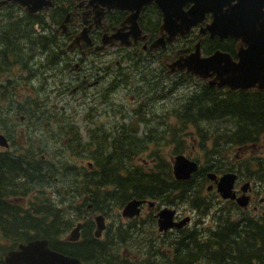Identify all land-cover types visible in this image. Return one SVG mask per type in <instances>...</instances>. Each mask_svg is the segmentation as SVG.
<instances>
[{"label":"trees","instance_id":"obj_1","mask_svg":"<svg viewBox=\"0 0 264 264\" xmlns=\"http://www.w3.org/2000/svg\"><path fill=\"white\" fill-rule=\"evenodd\" d=\"M37 40L42 39L37 36L36 43ZM37 48L42 50L39 45ZM7 55L5 70L11 66L7 61L10 54ZM183 74L190 77L189 73ZM9 83L7 80L0 86L4 88ZM181 107L180 119L195 127L190 136L200 147L205 146V163L187 180L175 179L171 165L161 157L151 169L133 166V158L143 142L120 137L115 145H107L108 150H99L95 148L96 137L90 136L84 144L87 165L93 160L99 169L83 173L59 159L42 157L32 141L27 149L19 142L17 150L1 149L0 264H5L3 256L8 250L35 238L47 239L50 248L77 257L81 264H264V215L244 211L231 200L225 202L238 213L236 218L220 214L206 228L185 226L143 235L145 228L136 227L143 222L134 218L132 237H128L126 227H118L114 237L106 232L104 237L96 238L91 231L93 223L87 219L77 241L62 237L74 225L75 216L89 205L93 211L104 213L113 201L123 205L131 198H151L166 204L187 200L192 208L206 214L211 207L201 194L206 172L229 170L230 147H235V152L239 150L240 157L238 165L230 169L239 174L245 167L250 171L248 178L264 184V150L257 147L264 143V91H224L201 84ZM182 140L176 139L175 143L181 144ZM91 146L93 150H88ZM126 161L133 167L123 164ZM59 177L65 182L64 192L46 190ZM196 180L199 184L194 189ZM54 195H59L58 199ZM130 238L134 239L131 247L127 245Z\"/></svg>","mask_w":264,"mask_h":264},{"label":"flooded vegetation","instance_id":"obj_2","mask_svg":"<svg viewBox=\"0 0 264 264\" xmlns=\"http://www.w3.org/2000/svg\"><path fill=\"white\" fill-rule=\"evenodd\" d=\"M159 1L161 0H0V72L3 73L1 76H5L4 71H9L3 68L4 61L8 56L6 52L10 54V57H13V60L9 61L11 65L16 63V58L19 61V57L22 56L25 61L23 67L26 70L31 71L33 66L39 64L46 71H50L47 74L48 81L52 80L51 86L56 90L57 95L62 96L68 92L70 96L76 95L72 99L82 105L88 101L91 110H94L92 104H99L101 106L99 116L106 114V116L111 115L112 118L119 117L121 119L119 123H116L112 118L108 121L109 127L115 131L112 135L109 129L106 131V128H100L99 123L92 119L93 116L90 113L83 115V119L87 120L86 122L89 124L85 133L87 139L90 136H95V148L99 150L102 147L108 150L109 146L107 145H115L118 137L120 140L130 142L141 141L143 144L149 142V136H152L149 126L154 136H159L162 131L155 129V123L160 122V116L145 117L143 112V120L139 122L141 127L138 129H132L131 125L124 128V121H126L124 119L127 118L131 121L128 113L133 108L129 103L139 102L135 98H144L143 101L146 103L139 104L134 110L138 111L143 106L144 111L145 107L148 109L147 104L154 108L155 101L159 103V98L168 95L170 89L167 90L168 93L163 91L164 79L171 87V93L179 88V74L189 72L185 69L170 72L169 63L176 58L191 54L197 44H199L201 56H208L216 50H220L227 53L231 60L236 62L239 60L238 53L248 48L249 39L253 37L255 45L260 35L264 34L260 25L261 22H264V0H200L202 4L200 6L203 7L202 20L198 24L192 25L185 34H176L172 41H168L167 37L170 34L161 29L164 19ZM169 2L180 3L182 11H187L196 5V0H170ZM175 3H173V7H175ZM241 3L244 4L241 5ZM168 6L171 7V3ZM32 8L36 9L31 10ZM246 10H251L247 15L248 25L245 24L243 15ZM218 14L224 17L225 22L228 21V26H222L224 31H231L235 33L234 35H220L209 30L201 32L215 20L214 15ZM176 22L179 23L180 19H176ZM37 36L39 39L41 37L44 43L42 40L40 42L37 40L36 43ZM38 45L42 50L36 52ZM37 53L42 55L41 59L44 58L41 63H38L40 59L35 55ZM24 54H26V58H24ZM31 75L32 73H29V77ZM190 77L200 79L201 84H207L209 87L214 86L224 91H264V89L255 87L248 89L218 87L210 83L214 75L203 78L190 74ZM91 88H93L92 95L89 93ZM198 88L199 86L195 87L194 91ZM122 90L123 94L115 95L117 92L121 93ZM133 91L136 95L132 94ZM124 99L130 101L126 103V106H117L120 112L115 111L116 104H122ZM150 99L152 100L149 101ZM23 117L21 115L20 120ZM69 117L73 121V116ZM51 121L50 119L47 122L48 126H52ZM71 121L62 117L55 119L53 125L67 128L68 132L73 135H80L73 128ZM77 128L79 129L78 126ZM47 130L50 132L48 128ZM4 135L9 143L8 147H3L4 149L13 151L20 147L18 143L11 141L12 133L6 132ZM26 139L27 141L24 143L19 141L24 148L31 147L28 142L32 141L36 148L43 149L38 139L29 137ZM85 143H88V140L82 144L77 142L70 146L76 149V145L82 147ZM88 165L92 166L89 163ZM241 185L242 183L234 184L236 195L242 193ZM206 187L205 190L209 191ZM257 191L249 184L245 192L249 196V203L243 210L264 215V210L258 213V205L254 204L251 207ZM142 199L146 201L140 205L138 215L125 217L121 214L122 208L120 212L113 211L114 217H111L113 229L110 226L112 232L116 233L118 227H126L125 232L132 237V222L136 219L143 223L145 220L146 223L154 224L158 230L156 214L160 208L156 209L155 200ZM149 201H152V204ZM258 202L262 203L263 198H260ZM144 203L148 209L144 212L147 216L142 219ZM92 211V207L88 206L87 209L80 212L81 214H78L75 224L81 223L79 238L82 226L87 219L93 223L91 231L94 235V216L98 213H101L105 220V227L101 235L108 227L106 226V216L102 212L92 213ZM186 216H180V213L175 209V220L179 221ZM123 218H126L125 222ZM141 226L143 225H140V228Z\"/></svg>","mask_w":264,"mask_h":264},{"label":"rangeland","instance_id":"obj_3","mask_svg":"<svg viewBox=\"0 0 264 264\" xmlns=\"http://www.w3.org/2000/svg\"><path fill=\"white\" fill-rule=\"evenodd\" d=\"M39 50L40 49L36 50V52H38ZM35 55L38 59H40L38 63L44 61V58L41 59L42 55L40 53H37ZM19 58V61L16 58V63L12 64L6 69L9 71H4L5 76H1V74L3 73L0 72V85H5L7 80L10 81L8 86H5L4 88L0 86V131L4 134H6V132L12 133L13 135L11 141H14V143L19 141L24 143L27 141L26 138L28 137L38 139L40 146H43V149L39 150L42 153V157L46 155V157L51 161H56L59 159L65 162L63 163L65 165H73L75 171H80L81 173H83L85 171L90 172L92 170L96 171V169H99L97 168V163L93 160L90 161H92L94 165H87V161H89V159L86 158L88 157V154L85 153L84 146L79 147L78 145H76L78 149H75V147L70 145H75L77 142H80L82 144L88 140L85 133L87 132L86 130L89 124L86 122L87 120L83 119L84 114L90 113V115L94 117H92V119L97 120L100 128L104 127L106 128V131H108L109 129L110 133L113 135L115 131L111 127H109L108 122L110 121L112 116H106V114H101V116H99L101 106L99 104L97 105V103L92 104L94 110H91L89 108L90 103L88 101L84 105H82L75 99H72L76 97V95L70 96L68 95V92L62 96L57 95L56 90L51 86L53 83L52 80L48 81L47 74H49L50 71H46L42 66H39V64L33 66V70L31 71H29V69L26 70L23 67V63L25 62L23 60V57L20 56ZM24 58H26V54H24ZM7 59L8 61L12 60L11 57H8ZM29 73H32L30 77ZM178 79L180 81V86L176 89L175 92L172 91V93L171 87L168 85L167 80L164 79L162 86L163 91L164 93H168V89H170V91L168 95L159 98V103L155 101L156 103H154V108L152 105L147 104V108L149 110L145 109V107L143 111V106H141L140 110L138 111L134 110L135 107L139 104L144 105L143 103H146L143 101L144 98L137 97L135 99L139 100V102L134 101L129 103V105H131L133 108L128 113L131 121L127 118L124 119L126 120L124 121V128H128L130 125L132 127L137 126V128H140L141 126L139 125L138 121L143 120L142 117L144 112L145 117L155 118L156 116H160V122L155 123V129L162 130L159 136H154L151 127L148 125L151 130L149 132L152 133V136L150 135L148 140L150 143L146 142L143 145L140 144V149L137 150L138 153L133 158V166L143 165L146 169H151L158 157H161L164 160L168 161V163L171 165L174 155L178 153H185L188 157L197 161L199 165H203L205 163V157L203 155L205 146L200 147L195 138H192L190 136V130H194V125L188 123L185 119H180L181 110L183 108L181 107V104L184 103L187 97L190 96L194 91L195 87L199 86L202 81L195 77L184 75L183 73L179 74ZM92 92L93 88L89 90V93H91V95ZM121 94H123V90L121 93L117 92L115 95ZM132 94L136 95L134 91L132 92ZM151 100L152 99H150L149 101ZM129 101L130 100L124 99L122 100V104H116L115 111L120 112L117 106H126V103H128ZM31 102L32 106L30 105ZM33 102H35L36 104H34ZM21 115L24 116L22 120H20L19 118ZM70 115L73 116V121H71V118L69 117ZM62 117L66 118L68 121L73 122V128H75L80 133V135H73L72 133L68 132L67 128L57 127V125H53L55 119H60ZM50 119L52 120V126L47 125V122L50 121ZM112 119L116 123H119V121H121L119 117H114ZM180 120L182 121V124ZM77 126L79 127V129L77 128ZM47 128L50 132H48ZM181 138H183L181 144H179L178 142L175 143L176 139L177 141H180ZM151 139L153 140L151 141ZM146 144H148L149 146L146 147ZM257 147H260V150H264V143H260ZM1 149L3 150L4 148L0 146V150ZM88 150H93V147H88ZM236 150L237 149L235 147L228 148L231 158L227 157V163L229 164L228 169L231 171H233L234 169H230V166H237L240 160V157L237 156L239 150L238 152H235ZM248 150L249 149L247 148V151ZM123 164H125L129 168L133 167L128 161L123 162ZM249 172L250 171H247L245 167L242 168V170L239 171V174H237L235 184L240 185L241 183L243 184L246 181H250L252 188L256 191L258 190L256 192L254 200L251 203V207L254 204L258 205V213H261L264 210V184L258 180L248 178L250 175ZM78 176L81 177V180L83 179L82 175ZM193 182V185H195L194 189H197L199 181L196 180ZM64 183L65 182L62 177H59L51 185L49 184L46 187V190L50 191L59 189L58 193L64 192ZM210 183L212 182L207 178L206 180H204L201 187V194H203L204 198L206 200H209V202L211 203V207L206 214H201L199 210H197L196 208H192V205L187 200H175V203L172 204H166L163 203V201L155 200L156 209L163 206H169L175 208L180 213V216L190 215L191 219L188 222L189 224L186 226L189 228L193 226H196L198 228H206L212 226L217 221V217L220 214L225 215V213H228V216L230 218H236L238 213L234 210H231L229 205H227V203L220 198L219 194L214 189L209 191L205 190V187ZM58 196L59 195H54L53 197L58 199ZM260 198H263L262 203L258 202ZM121 208L122 205H118L113 201L112 206L108 209H105L103 214L107 218L106 226L108 227H106L105 231L100 237H104L106 232H109V234L114 237L115 232H112L113 227L111 217H114L113 211L118 210V212H120ZM142 208V213L144 215L141 218L144 219L147 216V214H145L144 212L148 209V206L144 203ZM220 208L223 211H219ZM96 211L98 210L92 211V213ZM75 218L76 221L78 218V214L77 217L75 216ZM123 221L125 222L126 218H123ZM143 221V227L145 228L143 235H145V233L150 235H152L151 233H154V235L159 233L154 224L146 223L145 220ZM72 226L70 227V229L72 228ZM110 226L112 229H110ZM136 227L140 228V225ZM70 229H68L62 235V237L65 236ZM138 237H141V235ZM133 240L132 238H130V241L128 240L127 245H130L129 247L132 246Z\"/></svg>","mask_w":264,"mask_h":264},{"label":"water","instance_id":"obj_4","mask_svg":"<svg viewBox=\"0 0 264 264\" xmlns=\"http://www.w3.org/2000/svg\"><path fill=\"white\" fill-rule=\"evenodd\" d=\"M169 1L161 0L159 3L164 19L161 29H164L170 34L167 39L168 41H172L176 34H185L192 25H196L202 20L203 7L200 6L202 5L200 0H196L195 6H192L187 11H182V5L180 3ZM170 3L172 5L171 7L168 6ZM173 3H175V7H173ZM243 4L241 3V5ZM36 8H32L31 10ZM250 11L246 10L243 14L246 25H248L247 15ZM214 17L215 20L206 28L202 29L201 32L209 30L220 35L235 34L231 31H224L222 26H228V21L225 22L221 14L214 15ZM176 19H180V22H176ZM260 25L264 30V22H261ZM248 42V48L238 53L239 60L236 62H233L227 53L220 50H216L208 56H201L199 44H197L191 54L176 58L169 63V71L173 72L175 70L185 69L187 72L203 78L214 75L210 83L218 87L227 86L230 89H248L255 87L257 89H264V34L260 35L255 45L253 44V37ZM0 146L8 147V140L2 132H0ZM197 169V161L189 158L184 153L174 155L172 160V173L175 179L187 180ZM206 177L212 182L206 187L207 190H211L214 185V189L222 199L234 200L240 207H247L249 196L245 192L249 186L248 181L240 186L242 193L236 195L234 183L237 174L234 171H224L219 175L209 171L206 173ZM143 201L146 200L140 198L129 199L122 207L121 214L125 217L138 215L140 213V205ZM149 203L152 204V201H149ZM174 214L175 209L172 207L163 206L158 210L156 216L159 231H166L173 227L181 228L190 219V216H186L177 221L174 219ZM94 221V236L99 237L105 227L104 216L98 213L94 216ZM80 224V222H77L71 228L65 237L67 241H76L79 238ZM3 260L5 264H81L80 259L77 257L50 248L45 238H35L19 242L15 248L8 250L4 254Z\"/></svg>","mask_w":264,"mask_h":264},{"label":"bare ground","instance_id":"obj_5","mask_svg":"<svg viewBox=\"0 0 264 264\" xmlns=\"http://www.w3.org/2000/svg\"><path fill=\"white\" fill-rule=\"evenodd\" d=\"M169 88V87H168Z\"/></svg>","mask_w":264,"mask_h":264}]
</instances>
